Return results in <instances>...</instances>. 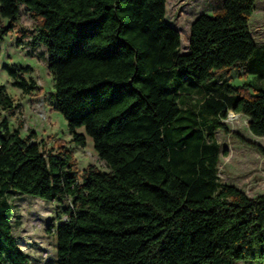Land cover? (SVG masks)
Masks as SVG:
<instances>
[{
	"label": "trees",
	"instance_id": "1",
	"mask_svg": "<svg viewBox=\"0 0 264 264\" xmlns=\"http://www.w3.org/2000/svg\"><path fill=\"white\" fill-rule=\"evenodd\" d=\"M254 1L222 0L198 13L182 51L166 0H0L2 33L15 27L20 3L35 19L17 40L29 34L45 44L54 108L72 139L84 144L90 135L109 166L80 170L60 137L43 147L32 129L21 135L0 116V264H29L12 231L10 189L71 197L68 218L55 225L58 264L264 261V192L219 179L215 134L228 130L221 118L231 108L264 135V80L214 78L235 66L264 78V43L249 28ZM3 68L14 85L34 88L23 74L29 65ZM0 106L13 113L2 84Z\"/></svg>",
	"mask_w": 264,
	"mask_h": 264
},
{
	"label": "rangeland",
	"instance_id": "2",
	"mask_svg": "<svg viewBox=\"0 0 264 264\" xmlns=\"http://www.w3.org/2000/svg\"><path fill=\"white\" fill-rule=\"evenodd\" d=\"M222 0H166V19L180 32V49L183 51L188 43L189 25L200 12H212ZM8 18L0 15V84L12 98L13 113L0 106V116H6L9 126L20 125L24 135L32 129L43 147L54 144L57 137L62 139L77 160L81 170L86 164L94 163L99 168L108 169L105 159L101 158L93 146L90 135L86 142L80 144L72 139L63 115L54 108V78L47 66L45 44L29 34L18 37V29L33 28L35 19L24 3H20L15 27L5 33L1 28ZM249 28L255 42L264 43V0H255L249 16ZM7 64L17 70L29 65L23 74L33 79L35 86L31 91L23 90L12 83L13 77L3 68ZM217 82L227 81L233 84L243 82L259 83L264 78L247 72L243 66L215 71ZM202 92L195 93L191 99L184 98L182 105L190 100L200 98ZM228 130L216 128L215 134L220 144L217 162L219 179L232 183L248 195L264 192V154L249 141L260 143L264 148V135L253 133L247 124L248 116L242 112L229 109L226 117L221 118ZM83 130V126L77 127ZM12 204L11 227L19 246L27 254L29 264H58L56 260L55 225L68 218L64 207L71 203V197L61 199L44 198L20 192L15 189L7 191ZM8 264V263H6ZM235 264H264L258 259H239Z\"/></svg>",
	"mask_w": 264,
	"mask_h": 264
},
{
	"label": "crops",
	"instance_id": "3",
	"mask_svg": "<svg viewBox=\"0 0 264 264\" xmlns=\"http://www.w3.org/2000/svg\"><path fill=\"white\" fill-rule=\"evenodd\" d=\"M175 26V25H174ZM176 27V26H175ZM187 48V44L185 45V47H184V50ZM250 73V72H249ZM262 262H264V261H262Z\"/></svg>",
	"mask_w": 264,
	"mask_h": 264
}]
</instances>
